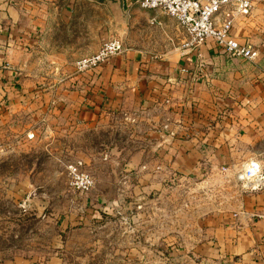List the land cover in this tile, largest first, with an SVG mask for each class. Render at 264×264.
I'll use <instances>...</instances> for the list:
<instances>
[{
    "label": "crops",
    "instance_id": "0c3cea01",
    "mask_svg": "<svg viewBox=\"0 0 264 264\" xmlns=\"http://www.w3.org/2000/svg\"><path fill=\"white\" fill-rule=\"evenodd\" d=\"M1 1L10 19L0 21V123L34 117L74 135L119 119L132 143L123 184L140 189L135 215L152 226L107 245L119 264H264V188L243 190L233 175L249 158L264 171V0L232 20L236 41L258 52L252 62L212 41L185 48L173 17L134 0ZM108 38L123 52L76 73L74 61ZM161 176L188 186L167 200L177 206L166 239ZM149 188L152 199L141 194Z\"/></svg>",
    "mask_w": 264,
    "mask_h": 264
},
{
    "label": "rangeland",
    "instance_id": "374dc122",
    "mask_svg": "<svg viewBox=\"0 0 264 264\" xmlns=\"http://www.w3.org/2000/svg\"><path fill=\"white\" fill-rule=\"evenodd\" d=\"M1 3L2 22L10 16ZM18 120L11 128L8 121L0 123V264H119L121 253L107 245L131 244L134 237L127 242L128 234L152 226L151 219L144 224L135 215L143 211L136 198L140 189L123 184L122 162L130 157L132 143L120 120H103L97 129L74 135L47 129L34 117ZM23 122H28L25 137ZM69 164L91 175L89 191L70 187ZM161 177L165 185L155 195L166 199L158 220L166 239L175 233L168 220L177 206L167 200L188 196V186ZM156 191L149 188L141 194L152 199Z\"/></svg>",
    "mask_w": 264,
    "mask_h": 264
},
{
    "label": "built area",
    "instance_id": "2783aa9c",
    "mask_svg": "<svg viewBox=\"0 0 264 264\" xmlns=\"http://www.w3.org/2000/svg\"><path fill=\"white\" fill-rule=\"evenodd\" d=\"M145 10L158 9L173 17L185 33V48L197 47L206 41L228 57H239L254 61L258 52L249 44L239 43L231 34L232 20L248 15L253 0H134ZM221 16V21H218ZM150 22H154L151 18ZM124 47L117 38L101 42L98 49L74 61L76 73L90 71L112 57L123 52ZM68 184L79 192H87L93 186L91 175L80 171L76 164L67 165ZM234 180L243 190L264 188V171L257 159L249 158L234 171Z\"/></svg>",
    "mask_w": 264,
    "mask_h": 264
}]
</instances>
